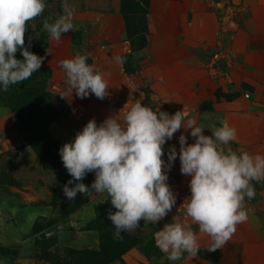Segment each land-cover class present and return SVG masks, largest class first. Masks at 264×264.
<instances>
[{
	"label": "rangeland",
	"instance_id": "rangeland-1",
	"mask_svg": "<svg viewBox=\"0 0 264 264\" xmlns=\"http://www.w3.org/2000/svg\"><path fill=\"white\" fill-rule=\"evenodd\" d=\"M64 2L45 0L44 19L40 16L32 20L34 29L42 26L45 19L54 22L63 15ZM67 3L75 10L74 28L63 34L59 43L42 30L48 38L42 66L50 72L48 91L54 97L56 114L49 129V162L42 161L25 143L17 116L0 105V248L12 252L7 257L0 256V264H68L69 250L100 249L101 234L93 226L100 212L116 209L106 193H78L69 200L63 186L72 177L59 152L90 119L99 125L111 115L121 118L125 104L131 106L139 100L169 115L182 111L185 123L194 119L205 128V135H211V126L220 127L222 120L227 121L236 130V140L221 147L264 155V86L251 96L238 90L244 79L254 80L249 77L261 72L244 50L249 35L264 37V0ZM77 53L86 55L87 63L107 81L109 95L103 100L93 94L79 98L74 91L72 96L61 97L67 85L60 61ZM117 56L122 62L114 59ZM218 92L235 100L228 102L222 97L218 102ZM6 115L9 118H4ZM190 132L181 128L166 142L162 157L166 163L171 147L179 154L181 134L187 137V143H194ZM180 167L177 155L171 169H165L167 183L176 195L173 209L157 224L141 221L140 228L125 231L134 245L112 264H203L187 253L171 261L154 240V233L171 223L173 217L181 222L186 219L181 205L191 194L190 177L183 175ZM94 180L95 173L90 172L82 183L90 188ZM252 183L256 195L245 199V207L264 223V181ZM192 227L198 232L196 225ZM237 234L236 231L233 240ZM198 241L200 246L210 244L205 234L198 233ZM229 244L217 252L227 255ZM228 260L225 256L224 263Z\"/></svg>",
	"mask_w": 264,
	"mask_h": 264
},
{
	"label": "clouds",
	"instance_id": "clouds-1",
	"mask_svg": "<svg viewBox=\"0 0 264 264\" xmlns=\"http://www.w3.org/2000/svg\"><path fill=\"white\" fill-rule=\"evenodd\" d=\"M45 0H0V86L7 91L10 85L20 84L37 72L43 62L25 47L27 24L41 16L46 8ZM64 14L43 28L57 43L63 34L73 28L74 8L62 5ZM18 49L23 60L16 58ZM88 57L77 53L60 61L66 77L67 98L73 91L79 98L95 95L103 100L109 95V86L102 73L87 63ZM118 63L122 58H114ZM123 115L106 118L97 125L90 119L74 140L60 149V157L72 177L64 186V195L73 200L78 193L95 192L110 197L115 212L109 211L108 219L115 228L114 236L135 231L140 222L157 224L176 204V195L167 183L172 162L179 155L180 172L190 177V196L181 205L186 219L173 217L154 233L156 246L171 261L181 259L187 253L195 257L199 251L198 233L210 238L208 251L222 249L232 238L237 226L248 220L245 199L256 195L253 181H264V155H252L247 151L225 150L236 140V130L227 121L221 126H211V135L194 119L185 123V114L172 115L159 109L153 110L137 100L123 107ZM121 111V110H120ZM181 128L191 129L194 143H187L183 134L179 137V154L175 147L168 152V163L163 146ZM95 173L89 188L82 183L85 176ZM75 182V183H74ZM69 185H74L69 187ZM192 225L198 227L195 231Z\"/></svg>",
	"mask_w": 264,
	"mask_h": 264
},
{
	"label": "trees",
	"instance_id": "trees-1",
	"mask_svg": "<svg viewBox=\"0 0 264 264\" xmlns=\"http://www.w3.org/2000/svg\"><path fill=\"white\" fill-rule=\"evenodd\" d=\"M27 28L25 47L30 52L43 57L48 42L47 35L42 31L44 30L43 25L34 29L31 21H29ZM44 31L46 32V30ZM16 58L24 59L19 49ZM49 79L50 72L41 66L28 80L20 84L10 85L7 91H3L2 86H0V105L9 108L17 116V123L22 131L23 140L44 162H49L51 159L52 153L49 148L52 137L49 129L56 118L53 106L54 97L48 91ZM215 95L218 100L222 97L228 101L231 100L229 96L221 95L219 92ZM108 213L100 212L98 222L93 226L101 234L100 249L97 251L69 250L68 264H112L121 260V257L132 248L134 240H131L126 232H122L119 238L114 236L115 228L108 219ZM11 253V250L7 248H0V256L7 257Z\"/></svg>",
	"mask_w": 264,
	"mask_h": 264
},
{
	"label": "crops",
	"instance_id": "crops-1",
	"mask_svg": "<svg viewBox=\"0 0 264 264\" xmlns=\"http://www.w3.org/2000/svg\"><path fill=\"white\" fill-rule=\"evenodd\" d=\"M247 41V40H246ZM246 51L249 57H252L255 62L254 67L261 72L259 76H250L254 80L244 79L239 87L242 95L251 96L257 93V90L264 86V37L263 34L249 35L246 42ZM257 71V70H256ZM247 70L244 75H246ZM237 90V91H238ZM216 96V95H215ZM217 99V98H216ZM231 97L228 102L234 101ZM219 102V100H218ZM4 118H9L4 117ZM248 210V209H247ZM237 235L235 239L229 240L230 244L227 246V255L225 253L215 251H208V246H200L196 259L203 262V264H225V256L229 257L227 264H264V223L253 210L248 211V220L237 226ZM223 260V261H222Z\"/></svg>",
	"mask_w": 264,
	"mask_h": 264
},
{
	"label": "built area",
	"instance_id": "built-area-1",
	"mask_svg": "<svg viewBox=\"0 0 264 264\" xmlns=\"http://www.w3.org/2000/svg\"><path fill=\"white\" fill-rule=\"evenodd\" d=\"M229 2H230V0H229ZM231 6V5H230ZM231 10V7H229V11Z\"/></svg>",
	"mask_w": 264,
	"mask_h": 264
}]
</instances>
